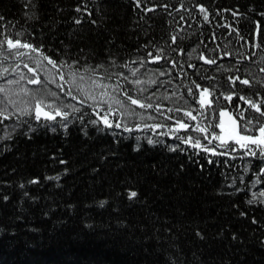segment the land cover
Instances as JSON below:
<instances>
[{"label":"trees","instance_id":"trees-1","mask_svg":"<svg viewBox=\"0 0 264 264\" xmlns=\"http://www.w3.org/2000/svg\"><path fill=\"white\" fill-rule=\"evenodd\" d=\"M17 33L38 51L9 49ZM34 56L69 116H0V264H264V159L245 154L264 144L220 146L213 130L227 110L260 137L264 116L240 96L264 112V0H0V64ZM141 61L178 101L141 96L126 77ZM83 74L138 113L77 90Z\"/></svg>","mask_w":264,"mask_h":264},{"label":"rangeland","instance_id":"rangeland-1","mask_svg":"<svg viewBox=\"0 0 264 264\" xmlns=\"http://www.w3.org/2000/svg\"><path fill=\"white\" fill-rule=\"evenodd\" d=\"M24 57L30 59L28 54ZM31 62L33 66L30 65L28 67L22 65V60L16 64H0V87L5 89L3 93H0V108H7L6 113H20L21 109H26L27 113L35 112L34 106L39 99L42 101L43 106L51 111H55L56 109L62 110V105L68 102L60 94L59 89L61 87L54 70H52V67L45 63L44 60L36 56H34ZM5 68L8 69L6 73L3 71ZM29 68H32L34 71L30 72ZM165 73L166 72L162 70L153 69L152 64L141 61L135 65L129 66L126 77L131 84L138 88L144 99L146 98L151 101L156 96L160 95L164 97L163 99H168L172 102L178 101L176 98L179 97V92L176 89L175 81L171 80L172 82L168 84L169 86L164 90L158 87V83ZM21 77H23V79H21ZM81 77H83L82 80ZM81 77L76 78V76L71 75L69 81L77 90L84 93L90 99L111 104L119 108L124 115L138 113L137 108H131L128 103L122 101L117 92L118 88L109 81L84 74ZM29 79H38L40 83L31 84L28 82ZM8 80H16L19 81V83L8 85ZM93 80L97 82L96 85L92 84ZM136 80L141 81V83L136 84ZM98 85H104V87ZM22 89L28 90L27 96L23 94ZM59 98H62L61 101L58 100ZM63 111L66 110H62V112ZM224 111L228 113V115L223 118L224 132H221L220 127L213 129L216 131L217 136L227 138L232 134L234 127L237 133L246 135L247 133L240 130L237 119L229 111ZM220 120L221 117L217 124L220 123ZM233 120L236 121L235 125L232 123ZM230 140L233 139H229L228 141ZM241 143L244 142L242 141Z\"/></svg>","mask_w":264,"mask_h":264},{"label":"snow or ice","instance_id":"snow-or-ice-1","mask_svg":"<svg viewBox=\"0 0 264 264\" xmlns=\"http://www.w3.org/2000/svg\"><path fill=\"white\" fill-rule=\"evenodd\" d=\"M29 2H30V0H29ZM201 11H204V9L201 8ZM205 19H207V17H205ZM77 23H79V21H77ZM21 35H23V33H17L13 37V39H7V45L9 47V49H13V48H16V47H23V48H26V49H30L32 52H37L38 49L36 47H34L31 43H23V44H21V41L17 38L18 36H21ZM13 40H15V43H13ZM173 40H175V37H173ZM20 55H23V53H20ZM149 55H151V53H149ZM4 58L7 59V56H5ZM43 58L45 60H47L48 63L51 64L53 67H56V63L52 59H50L47 56H44ZM201 58H203V57H201ZM205 62L212 64V63H215L216 61L214 59H208ZM25 67H28V65L25 64ZM92 70L95 71L94 68ZM3 71L6 73V72H8V69L5 68ZM29 71L32 72L34 70L32 68H29ZM261 71H264V69H261ZM21 79H23V77H21ZM82 79H83V77H81V80ZM237 79H239V77H237ZM28 82L31 83V84H39L40 83V81L38 79H29ZM15 83H19V81H16V80H8L7 81V84L8 85H12V84H15ZM135 83L136 84H140L141 81L136 80ZM240 83L241 84L248 85L250 83V81L248 79H241L240 80ZM92 84L93 85H96L97 82L95 80H93L92 81ZM98 86L104 87V85H98ZM197 87H199V85ZM4 91H5V89L3 87H0V93H3ZM22 92H23V94L25 96L28 95V90L27 89H22ZM208 92H209V89L208 88H204L202 90V92H201V100H200L201 107H204V104L206 103V94ZM129 99L131 100V103L133 105L139 104V106L141 108H143V107L146 106L143 103H140L137 99H132L131 97H129ZM225 99L231 100L232 99V96L231 95L226 96ZM240 99L241 100H244L245 102H247L249 104L250 108L255 109V111H257V112L260 113V115L264 116V112H261L260 111V108L257 106L256 103L252 102L251 100L247 99L244 96H240ZM262 103H264V102H262ZM34 107H35V115H36V120L37 121H39L41 119L42 114H43L44 119L49 120V121H54L55 120V116H61V118L63 120H67L68 119V116H69V113L67 111L61 112V111L57 110L55 112V116L50 115L47 112H43V107L44 106H43L42 101L39 100V99L36 101ZM147 107H151V105H147ZM6 111H7V108H0V116L4 115V113ZM109 111H111V108H109ZM26 114H27V110L26 109H21L20 110L19 115H26ZM9 115H11V114L9 113ZM186 115H188V113H186ZM219 115L221 117V120H220V123L216 125V127H220L221 128V132H224V119L223 118L225 116H227L228 113L226 111H224V110H221L220 113H219ZM237 115H238L239 119L242 121V130H243V132H245L247 134L246 135H241V134L237 133L235 131V127H234L233 130H232V134L229 135L227 138H225L223 136H216L214 138L221 140V145L220 146H227L228 140L229 139H233V140H235V142L237 144H240L241 147H246L247 144L250 143V144L257 145V147L259 148L260 145L264 144V126H260L258 128V131L260 133V137H256L252 133L251 129L248 127L249 125H253V121L251 119L245 120L242 113H238ZM5 118H8V117H5ZM91 123L96 124L97 122L96 121H91ZM103 123H104L105 127H107V128H113V127H115V128H121L122 127L121 123H115V124H113L112 122H110L108 120L107 116L103 117ZM232 123H233V125H235L236 121L233 120ZM256 123L257 124H260L261 122L257 121ZM65 127H66V125H65ZM123 127H124V131H129V132L132 131V129L131 128H128L127 126H123ZM181 127H183V125H181ZM14 130L15 129H13V131ZM242 141L244 143H241ZM157 142L158 141H154L151 138L148 139V143L149 144L157 143ZM211 142L212 141H209V143H211ZM193 146L194 147H199L200 146L199 140H196L194 142ZM173 150H175V149H173ZM232 150H234V149H232ZM245 154L246 155L251 154L253 156H256L257 154H259V157L261 159H264V150H260L259 153L252 152L251 150H249V152H246ZM262 170H264V169H262ZM33 182H35V181H33ZM136 195H137V193H135V192H132L131 193V196L132 197H135ZM261 196H264V193H261Z\"/></svg>","mask_w":264,"mask_h":264},{"label":"water","instance_id":"water-1","mask_svg":"<svg viewBox=\"0 0 264 264\" xmlns=\"http://www.w3.org/2000/svg\"><path fill=\"white\" fill-rule=\"evenodd\" d=\"M203 58H202V61L203 62H205L206 60H208V58H206V57H204V56H202ZM206 63V62H205ZM57 110H59V109H56L55 111H51L50 109H48V108H46V107H43V112H47L48 114H50V115H53V116H55V112L57 111ZM59 111H61V110H59ZM62 112V111H61ZM42 117H43V114H42Z\"/></svg>","mask_w":264,"mask_h":264}]
</instances>
